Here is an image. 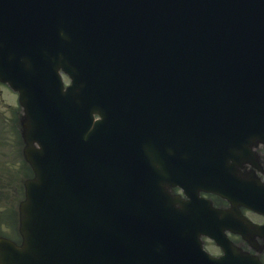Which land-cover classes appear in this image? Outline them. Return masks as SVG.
Wrapping results in <instances>:
<instances>
[{"label":"water","instance_id":"95a60500","mask_svg":"<svg viewBox=\"0 0 264 264\" xmlns=\"http://www.w3.org/2000/svg\"><path fill=\"white\" fill-rule=\"evenodd\" d=\"M38 3L37 0H34ZM53 1V0H52ZM62 2H69V0H61ZM133 0H91L89 2H75L76 9L74 11L69 10L68 13L63 9L62 14L66 17L65 22L59 20V24L55 25L50 31H44L42 34L46 40L50 43L51 47H54L58 44L66 43L68 45H73L69 33H73L76 36L74 27L78 26L76 23L77 17L82 23L80 26L84 29L85 32H88L90 29H93L95 38L98 39L101 32H104L108 37L114 38L117 42L115 47L110 48L111 60L123 62L125 69L130 72L133 76L144 75L146 73V66L150 64L151 61H147L144 55H139L135 59H132V51L137 49L138 52H153L163 50L161 42L154 39L153 32H148L140 30L138 34L133 37L134 27L129 25L134 19L131 10L128 5ZM146 8L143 13L145 15H155L159 11H162L164 14L176 15L179 20L186 19L187 22L179 21L178 28L188 30L190 27L198 26L202 21H215L216 19L219 22L220 29L223 35L233 43H240L246 40H249V43H244L240 48L241 51H246L251 56L246 60L245 63L238 66L235 70L238 77L245 74H254L258 71L256 70L259 67L261 70H264V0H144ZM161 2L162 7H157L156 3ZM17 10L14 11L15 20L7 21L6 17L0 15V41L5 42L4 46L1 47L5 53L0 54V57L5 60V62L13 63L15 62V68L11 66L4 67L0 61V76L11 82L13 86L20 89L22 93V101L25 103L27 98L31 99V103H34L32 96L31 88H26L28 83L27 75H30L31 72H36L34 66H31L32 56L29 53L21 49L22 43L26 41L22 37L21 26L16 21L17 13L21 15L22 19L26 24H34L39 29L43 28L39 24V20L35 17L41 15V10H35L33 20H29L23 11V6L20 5V2H16ZM127 6L124 12L118 11L120 6ZM95 8V9H93ZM99 11L103 12L100 16ZM56 12L55 9H52L48 15H52ZM72 12H75V16L70 15ZM80 12L82 13L83 19H80ZM79 15V16H77ZM224 19H241L243 22L234 23V25H225L221 21ZM15 26L10 27L11 24ZM218 25L214 22L209 23V28H216ZM94 27V28H93ZM4 28V31L1 30ZM239 29V30H238ZM246 30L244 33H242ZM30 31L34 32L35 30L30 27ZM167 27L164 26L161 32V38L166 36ZM129 34L124 40H120L124 34ZM72 38V37H71ZM78 38V36H76ZM82 39L85 43H88L89 38L83 34ZM72 41L75 43V39L72 38ZM81 41V40H80ZM82 42V41H81ZM1 45V44H0ZM34 47L39 46L38 39L32 41ZM202 48V44L199 45ZM62 47V46H61ZM46 50V48H44ZM42 47H38L37 51L39 53L40 65L47 69V72L42 73L40 65L36 66L38 71V76L42 77V74L50 80V84L54 94L58 97L64 98L66 101H70L71 104L75 107L76 98L94 96L102 98L100 106H108L112 101H116L121 96L124 95L123 83L121 80V74L117 66L109 61H104V66L114 79L116 84L111 85L106 82L96 79V76H91L88 74L91 71L89 63L96 65L95 55L84 45L80 48L78 47L79 52L85 57L82 58L80 69H77L74 65L69 63L68 57H61L57 52L54 51H44ZM53 52V53H51ZM51 53V54H50ZM63 55V54H62ZM199 61V60H198ZM256 63V64H254ZM64 67L73 77L74 85L70 86L68 91L62 90L61 81L59 79L57 70L60 66ZM251 65H256L254 68H250ZM246 66V68H244ZM249 66V67H248ZM178 73L182 76L188 75V67L186 62L176 63ZM44 70V71H45ZM138 71V73H137ZM32 74V73H31ZM76 77V78H75ZM257 77V76H256ZM76 79V80H75ZM249 80V79H248ZM256 83V81H255ZM206 84V81L203 82ZM135 88H133L134 90ZM26 92V94H25ZM245 95L253 96L257 99L259 107V115H256V121L251 122L250 119L239 118V120L231 125L232 130L228 131L229 134H233L238 140H241L243 136V130L250 127H259L264 126V84L262 82H257L256 87L248 89ZM242 96V95H241ZM42 96H40L41 98ZM242 98H244L242 96ZM246 100H252L251 98H244ZM254 101V100H253ZM89 117V114H86ZM92 118V115H91ZM73 123L75 122L72 119ZM34 125L33 117H27L25 121V137L29 143L27 148L28 157L33 162L36 167L37 176L33 184H29L31 187L40 188L45 190L46 179L41 173V169L38 167L39 163L36 162V157L39 155V151H35L33 155L31 152L38 149L39 147L34 145V139L30 135L32 127ZM31 128V130H30ZM92 127L90 125L83 126L79 131V142L74 146L67 148L65 150H60L58 146L55 147L54 153L51 156L50 163L48 164V176L51 180L53 178L63 174L69 173L74 169L78 170L79 166L84 165L92 168L94 174L92 176H85L81 178V181L77 185L69 184L76 190L87 191L89 196H95L99 194V198L103 199V194L105 192H114L116 190L125 191L127 187L130 189L132 175L121 174L118 175L115 179L110 181V178L115 177V174L112 172V163L114 162L111 155L113 154V146L109 141L102 140L103 137L97 135L96 133L90 131ZM45 127H40L35 137L39 140H45L48 138V134L45 131ZM122 133V132H121ZM254 135V134H253ZM253 135L249 137L252 138ZM71 137H75L74 133L69 134ZM64 143V139H59V142ZM249 140H247L248 142ZM148 143L150 147H154L153 143L150 141H144L137 143V148L140 151H144V143ZM226 142H234V138L227 140ZM241 146L243 153L247 154L249 151V146ZM111 145V146H110ZM117 150L129 157L133 162L138 166H141V163L135 158L130 157L128 154L124 153L122 150ZM81 152L83 154V161L79 162V159H76L71 153ZM44 154L42 153V156ZM182 156H185L181 152ZM233 156L232 158H237ZM89 159V160H88ZM209 159L214 160L215 157L212 155ZM232 164L226 166V169L231 170ZM198 167V165H196ZM74 168V169H73ZM76 180L79 176H74ZM62 184H65V180L60 181ZM151 182L155 183L154 179L151 178ZM30 193V190H29ZM94 194V195H92ZM58 204L62 209L66 210L68 204L65 203L61 198L55 197ZM30 201V199H29ZM98 204H93L98 211ZM23 231L26 235V244L28 243V235L31 230L34 231L36 236L42 239H47L43 229L42 224L40 223V213L37 209L32 212L27 210V202L23 203ZM31 217L34 218V225L31 223ZM69 243V242H67ZM63 246V245H62ZM62 246H53L54 252L57 251ZM88 250L91 248L88 244H74L72 248L77 250L84 248ZM57 254H62V251H57ZM84 254L89 255L90 252H84ZM6 260V259H5ZM221 261L215 260L216 262ZM88 260L84 259L82 264L87 263ZM2 264H13L9 261H3Z\"/></svg>","mask_w":264,"mask_h":264},{"label":"rangeland","instance_id":"374dc122","mask_svg":"<svg viewBox=\"0 0 264 264\" xmlns=\"http://www.w3.org/2000/svg\"><path fill=\"white\" fill-rule=\"evenodd\" d=\"M66 81H68V78H66ZM3 95L6 97V93L4 90H2ZM0 104L2 102L0 101ZM4 118V115L2 113V110L0 108V119L2 120ZM1 132V130H0ZM24 162L22 160V152L21 148L19 149L18 153V162L12 163L10 161V156H7L4 151L0 150V192L4 193H10L12 189V184L14 183L17 189L20 191V196L23 192L22 190V180H18L16 176H20V178L24 175L23 173V167ZM17 169V174L14 177L13 170ZM18 194V192H17Z\"/></svg>","mask_w":264,"mask_h":264},{"label":"flooded vegetation","instance_id":"af4514ba","mask_svg":"<svg viewBox=\"0 0 264 264\" xmlns=\"http://www.w3.org/2000/svg\"><path fill=\"white\" fill-rule=\"evenodd\" d=\"M262 157L264 159V153L262 154ZM262 180L264 181V170L262 172ZM247 212H251L253 215V219L257 222H264V215L263 214H260V213H256V212H253V211H249L248 209H245ZM261 242H262V239H261Z\"/></svg>","mask_w":264,"mask_h":264}]
</instances>
